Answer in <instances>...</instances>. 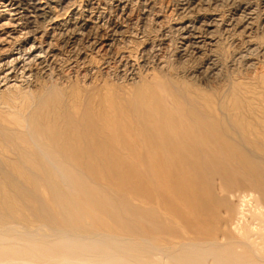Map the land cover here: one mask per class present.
Here are the masks:
<instances>
[{
    "label": "bare ground",
    "instance_id": "1",
    "mask_svg": "<svg viewBox=\"0 0 264 264\" xmlns=\"http://www.w3.org/2000/svg\"><path fill=\"white\" fill-rule=\"evenodd\" d=\"M122 1L124 2V0ZM201 1L203 2V0ZM237 1L228 0L232 3L231 5L238 3ZM247 1L249 0L246 2L241 0L242 5L237 4L238 6H236L240 10L250 9ZM50 2L48 5L47 2L46 4L42 1L39 2V0H0V75L3 76V82H5L4 85H7V89L18 88L19 90L17 85L22 82L21 76V78L28 80L37 70H40L39 62L38 65H33V62H41L45 59L44 54L53 51L52 44L44 41L43 43L39 41L41 43L39 44L36 36L31 35V30L41 20L53 21L54 29L58 32L55 33L60 34V36L69 33L72 28L75 29L73 31L76 32L73 34L76 36L79 32L84 31L85 33L88 30L92 33L93 29L96 28L97 31L99 27L94 20H100V16L92 15L90 9V13L87 11L89 15H86L85 19L81 16V18L83 17L81 23L72 22L70 19L69 22L72 23L68 24L60 13L59 15L54 13L55 8L50 6ZM88 2L91 3L89 0ZM53 3L56 4L57 2ZM73 3L74 6L77 5L75 2ZM188 3L187 7L189 6ZM243 3L246 4L245 9H243ZM17 4L20 5L17 6ZM85 5L86 3L84 7ZM252 5L254 6V3ZM192 6L197 8L199 5L194 1ZM96 7L100 8L101 6L96 5ZM184 8L183 11L186 10ZM221 9L217 10V13ZM196 10L192 11L198 12L196 13L198 16V14H204L207 9H204V13H200L202 8L200 11L199 9ZM207 11L208 14L214 12ZM253 11L255 10L253 9ZM100 12L102 13V11ZM65 13L67 14V11ZM8 14L12 18L8 23H3L2 19ZM248 14L250 13L245 15ZM220 15L223 18V14ZM259 15L260 13L256 15V19L257 16L260 17ZM184 16H187L186 13ZM184 16L180 15L181 19ZM191 16L193 17V15ZM241 16L244 17L243 14ZM248 17H246L247 23L242 24L245 31L249 29L251 24L250 22L248 24ZM190 18L185 17V20H192ZM181 19L179 18L180 21L183 20ZM239 19L241 22L245 18H237L238 21ZM22 22H25L24 28L22 27L23 32L18 29ZM105 22L106 20L103 24ZM193 23L195 22L193 21ZM10 24H13V28H8ZM189 24V22L180 24L183 26L181 29H186L185 34L188 35L184 38L186 42L196 50L202 43H206L211 51L217 50L216 41L214 42L212 39L213 36L211 38L205 37L202 40L201 33L193 32V29L188 30ZM218 24L217 20H213L207 25L206 33L208 36L212 34L213 29ZM102 25L100 24V26ZM180 26L178 25V28ZM168 29L170 30V28ZM201 29L203 28L198 29L199 32L203 31ZM99 31L101 30L99 29ZM183 31L182 29L180 32L183 33ZM230 31L231 34L233 30ZM260 31L262 32V30ZM263 32L260 36L264 35ZM55 33L48 36L50 41L54 40ZM172 33L170 34L173 35ZM110 34L113 39L118 37V34L116 35L112 31ZM90 35H86L87 38H91L92 35ZM169 35H167L168 38ZM250 35L252 34L250 33ZM63 37L66 38V36ZM172 37L174 35L170 38L172 39ZM177 37H175L177 40L174 39L176 43L180 38L179 35ZM111 38H104L103 43L100 44L110 48L109 43L113 41ZM245 38L250 39V41L247 40L249 43L246 42L252 47L254 39L251 36ZM20 40L23 42L18 44ZM218 40L221 41L220 38ZM237 41L239 42V40ZM261 41L262 43H260L264 47V37ZM221 42L223 44L225 41L222 40ZM67 43L66 45H68ZM92 43L89 45L93 47L95 42ZM243 44H230L231 46L229 45L228 48L225 44L226 46H223L226 49L223 46L218 47L219 52H221L220 57L226 58L224 56L230 48L235 50L230 49L231 54L235 52L240 55L242 51H238L240 45ZM166 45H163L164 47L161 49L165 48ZM260 45L258 46L260 47ZM258 46L256 45V47ZM45 47H47V51L44 50ZM122 47L128 49L129 45ZM154 48L149 49H152V52L157 51V47L155 51ZM117 49L119 48H116L115 51H118ZM126 49L125 51H127ZM110 50H106L107 54ZM147 50L145 51L147 52ZM165 50L167 51V49ZM257 51L254 53L256 54ZM148 52L147 57H149ZM159 52L161 53V51ZM194 52L193 54H195ZM202 52L200 56L204 54ZM262 53L264 54V52ZM138 54L134 53L136 58ZM190 54L192 53L189 52V56ZM157 55L159 54L157 53ZM181 55L183 56V53ZM182 56L180 57L182 58ZM200 56H198L199 59H201ZM110 57L112 58V56ZM123 57L120 56V58ZM211 57L210 60L213 59ZM215 57L218 56L215 55ZM143 58L145 57L143 56ZM150 58L148 59L150 60ZM228 58L225 60H230ZM254 58L256 59L257 56ZM236 59H240L239 56ZM241 59L239 61L244 58ZM160 60L161 63L155 62V64L164 66L167 63L164 64L163 60ZM122 61H125L129 68L136 67V60H133L130 53H126L125 59ZM258 61L260 62V58ZM226 62L228 61L224 63ZM49 63L51 64V62ZM183 63L186 62L183 61ZM237 65L236 68L234 67L235 69L239 67ZM258 65L259 63L256 70ZM262 65L264 66V64ZM37 66L38 69L35 68ZM183 66L185 67V65ZM241 67L242 65L238 73H241ZM249 67L247 68L250 72ZM252 67L254 68V66ZM247 68L243 69L246 70ZM253 68H251L252 72L255 70ZM175 69L177 70L176 67ZM195 69L197 68L195 67ZM224 69L226 70V67ZM245 70L243 76L249 77V72L247 76ZM256 70L254 72L261 71L259 68ZM209 71L206 72L211 73L212 68ZM203 72L198 70L191 78L194 77L197 80L203 76ZM136 73L139 74V72ZM232 73L234 72L232 71ZM262 73L255 80H251V76V81L245 80L242 75L243 81H236L235 79L232 81L230 80L231 77L228 76L231 73L227 76L224 73V81L221 78L223 87L219 86L220 88L215 85V88L213 86L203 88L193 81L194 78L193 80L189 78L188 74V76H179L174 73V75H162V73L161 75L147 76V79L145 77L139 84L128 89H120L106 83L103 87L92 90L74 86L69 91L52 86L43 88L36 95H32V98H24L25 103H22L23 106L22 104L21 106L25 109L19 108V110L22 109L21 113L18 111V114L15 111L16 115H0V264H164L165 261L178 264H264V139H262L264 133L260 130H264V71ZM179 74H183V72ZM257 74L258 72L255 75L257 76ZM18 75L19 77H17ZM209 76L207 75V77ZM213 77L212 79H214ZM253 77H255L254 74ZM206 78L203 79L209 85L213 80L208 82L209 80L207 81ZM200 79L203 81L202 78ZM221 79L219 80L221 81ZM199 80L198 82L201 83L202 81ZM12 102L14 103L13 100ZM13 103L10 102L9 104ZM15 107L14 105L13 108L16 109ZM8 109L10 108L8 107ZM19 129H26V131L21 132ZM252 136H257L259 139L252 141ZM215 176L219 178H215ZM215 179L221 185H229L231 182H235L239 188L236 195L239 196L240 200H249L250 202L247 203H254L253 211L249 212L250 216L252 215L253 224L247 223L246 213L242 208L239 211L233 210L231 212L233 217L229 219L222 220L218 217L220 218L218 223L222 226L217 227V225L212 230L203 228L205 219L209 217L208 213L212 212L210 208H213V205L211 204L216 201ZM183 182L187 183L190 188L180 189L178 183ZM212 213L209 215H213ZM217 216L215 214L216 218ZM186 228L188 229L187 234L190 233V230V234L193 235L192 232H194L196 237H184ZM167 237L172 240L167 239ZM174 238L181 240L180 242L175 241L176 239L173 241Z\"/></svg>",
    "mask_w": 264,
    "mask_h": 264
},
{
    "label": "rangeland",
    "instance_id": "2",
    "mask_svg": "<svg viewBox=\"0 0 264 264\" xmlns=\"http://www.w3.org/2000/svg\"><path fill=\"white\" fill-rule=\"evenodd\" d=\"M44 2V3H48V5H49V0H39V2ZM51 1H53V2H57L56 4L55 3H53V2H50V6L52 7H54L55 9V11H54V13L56 12V13H58V15H59V13H60V15L61 16H63V18L65 19V22H67L68 24H70V23H72V22H79V23H81L82 22V20H83V17H84V19L86 18V15L88 16L89 15V13H90V10H91V14L93 15H96V16H100V20L98 19V20H94L95 21V23H97L96 25H98L99 27L97 28V31L95 30V29H93V31H92V33H90L91 31H86L85 33H84V31L83 32H79L76 36L74 35L75 34V32L76 31H73V30H75V29H73L72 28V30H68L69 31V33H65L64 35L63 34H61V36H60V34L59 35H57L56 33H58L54 28H55V26H54V22L53 21H51V20H41L37 25H36V27L38 28V29H40V31H37L38 29L36 28V27H34L33 28V30H31L32 31V33H31V35L33 36H36V38H37V42L39 43V44H41V43H43V41L44 42H48V43H50V45L52 44V52L51 53H47V54H44L43 55V57H45V59H43L41 62L40 61H34L33 62V65H38V62H39V64L40 65H38L39 66V69L41 70H37L35 73H34V75L33 76H31V77H29L28 78V80L27 79H23V78H21L20 77V79L22 80V82H21V80L18 78V80H19V82H21V83H19L17 86L19 87V90H18V88L17 89H7V85H4L5 84V82H3L4 81V79H3V76L2 75H0V115H2V116H10V115H16L17 113H18V111L20 112H22V109L21 110H19V108H23V109H25L24 107H22L23 106V104L25 103L24 101V98H26V97H33L32 95H36L37 93H39L43 88H46V87H59L61 90L63 89V90H69L70 91V89L71 88H74V86L76 87V86H78V87H80V88H82V89H85V90H92V89H95V88H101V87H103L104 85H106V84H108V85H112V86H114V87H117V88H120V89H128V88H130V87H132V86H135V85H137V84H139L140 82H141V80H143L145 77V79H147V76H153L154 74H162V75H168V74H175V75H179V76H181V75H184V76H188L189 78H191V76L192 75H194L198 70H202V72H203V70H204V72H203V76L202 77H199V78H197V80L194 78V77H192L191 79L193 80V78H194V82L195 83H197V85L199 84V86L200 87H203V88H208L209 86H213L214 88H215V86H218V88H220L219 86H221V87H223V82H222V79L221 78H223V81H224V78H225V75H223L224 73L226 74V76H227V74H229V73H231L230 75H232V76H230V75H228L229 76V78H230V80H232V79H235L236 81H239V80H244L243 78L245 77V76H243V74H244V70L245 69H243V68H247L248 66H250L249 68H250V72L248 71L249 69L247 68L246 70H245V74L247 75V73L249 72V77H245V80H248V81H251L252 79L253 80H255L257 77H259L260 75H262L263 73V71H264V66L262 65V64H264V54L262 53V52H264V47L262 46V41H261V39L264 37V35L263 36H260L261 34H262V32H263V30H264V0H249V1H247V5H248V3H249V5H248V7H250V9L248 8V9H245V5L246 4H244V6H243V9H245V10H240L237 6L240 4V5H242V2H246V0H242V2H241V0L239 1H237L238 3H236V4H234L235 5V7H234V5H231L232 3L231 2H228V0H226V2L228 3V4H230V5H228L226 2H225V0H213V1H215V2H213L212 0H203V2L201 1V0H128V2H126L127 0H124V2L122 1V0H89L91 3H89L88 2V0H51ZM95 1V2H94ZM179 1V2H178ZM194 1H196L197 3H198V5L199 6H197V8H195V6L193 7L192 5L194 4ZM202 3H201V2ZM205 1V2H204ZM223 1V2H222ZM256 1V2H255ZM259 1H261V3H259ZM69 2V3H68ZM71 2H72V4H71ZM73 2H75V4H77V5H79V6H74V3ZM78 2V3H77ZM101 2V3H100ZM120 4H119V3ZM121 2H123V3H121ZM131 2V3H130ZM178 2V3H177ZM183 2V3H182ZM188 2H190V3H188ZM241 2V3H240ZM46 3V4H47ZM86 3V5H85V7H84V4ZM96 3H98V4H96ZM126 3V5H124ZM185 3H186V5H185ZM187 3H188V7H187ZM207 3H208V5H207ZM217 3V4H216ZM224 3H225V5H224ZM254 3V6L252 5ZM256 3V4H255ZM65 4H67V5H65ZM81 4V5H80ZM91 6H90V5ZM227 4V5H226ZM238 4V5H237ZM259 4V6H256V5H258ZM18 5H20V4H17V6ZM60 5H61V7H60ZM96 5H98V6H101L100 8L99 7H96ZM129 5V6H128ZM183 5V6H182ZM185 5V6H184ZM202 5V6H201ZM207 5V6H206ZM219 5H220V8H219ZM223 5V6H222ZM237 5V6H236ZM64 6V7H63ZM71 6V8H73V9H69V7ZM104 6V7H103ZM118 6V7H117ZM124 6V7H123ZM127 6V7H126ZM256 6V7H255ZM1 7V6H0ZM82 8V9H79V8ZM90 7V8H89ZM96 7V8H95ZM117 7V8H116ZM120 7H123L122 9L120 8ZM126 7V8H125ZM181 7H185L184 9H186L187 10V12H186V10L185 11H183V8H181ZM187 7V8H186ZM193 7V8H192ZM204 7V8H203ZM205 7H207V8H205ZM215 9H214V8ZM224 9H223V8ZM234 7V8H233ZM237 7V8H236ZM259 7V8H258ZM56 8H58L57 9V11H56ZM76 8H77V10H76ZM85 8V9H84ZM201 8L203 9L200 13H204V9H207V10H209V11H214L213 12V14L211 13V12H209V11H207V10H205V13L204 14H198V16H196L197 14L196 13H198V12H194V11H192V10H195V11H197L196 9H199V11L201 10ZM213 8V9H212ZM222 8V9H221ZM256 8V9H255ZM64 9H69V10H66L67 11V14L65 13L66 11L64 10ZM90 9V10H89ZM101 9H103V10H101ZM124 9V10H123ZM191 9V10H190ZM219 9H221V11H218V13H217V10H219ZM234 9V10H233ZM238 9V10H237ZM253 9L256 11V10H258V11H253ZM263 9V10H262ZM81 10V11H80ZM84 10H85V12H84ZM96 11V12H94V11ZM121 10V11H120ZM215 10H216V12H215ZM226 10H227V12H226ZM65 11V12H64ZM89 13H88V12ZM100 11H102V13L100 12ZM106 11V12H105ZM124 13H123V12ZM129 11V12H128ZM180 11V12H179ZM183 11V12H182ZM206 11L207 12H209L210 14H208V13H206ZM241 11H243V12H241ZM251 11V12H250ZM260 11V12H259ZM70 12V13H69ZM75 12H76V14H75ZM186 13V15L187 16H184L185 15V13ZM244 12H245V14H247V13H250V14H248L249 15V17H248V15H245L244 14ZM252 12H253V14H252ZM81 15H80V14ZM223 14V18H222V15H220V14ZM235 13V14H234ZM256 13H260V17L258 18V16H257V19H256V15H258V14H256ZM65 15V17H64V15ZM71 14V15H70ZM79 14V15H78ZM90 14V15H91ZM101 14V15H100ZM128 14V15H127ZM182 15V16H184L182 19H181V17H180V15ZM184 14V15H183ZM195 14V15H194ZM244 15V17L243 16H241V15ZM68 15V16H67ZM75 15V16H74ZM76 15H78V16H76ZM85 15V16H84ZM179 15V16H178ZM191 15H193V17L191 16ZM201 15H205L204 16V18H203V16H201ZM207 15V16H206ZM209 15V16H208ZM224 15H225V17H224ZM70 16V17H69ZM72 16H74V17H72ZM81 16H83L82 18H81ZM105 16V17H104ZM217 16V17H216ZM229 16V17H228ZM240 16V17H239ZM251 16V17H250ZM76 17H78L77 19H76ZM80 17V18H79ZM185 17L186 18H188L189 19V17H191L190 19H192L195 23H193V21L192 20H185ZM213 17H214V19H213ZM219 17V18H218ZM233 17H236V18H233ZM246 17H248V24H250L249 26V29H247V31H245L243 28H242V24H245V22L247 23V21H246ZM261 17H262V19H261ZM12 18V17H11ZM10 18V15L8 14L7 16H5L3 19H2V21H3V23H8L9 22V20L11 19ZM104 18V19H103ZM179 18L182 20V21H180L179 20ZM197 18V19H196ZM200 18V19H199ZM222 19V21H219V20H221ZM237 18H245V19H242L241 20V22H240V19H239V21L237 20ZM72 20V22H69V21H71ZM79 19V20H78ZM81 19V20H80ZM178 19V20H177ZM195 19V20H194ZM225 19V20H224ZM236 20V22H234L235 20ZM252 21H251V20ZM253 19H256V20H254L253 21ZM106 20V22L103 24V22ZM209 20V21H208ZM213 20H217L218 21V25H219V27H220V29H219V27H218V25H217V27H215L216 28V30H215V28L213 29V32H212V34L210 35V36H208L207 35V33H206V27H207V25L211 22V21H213ZM250 20V21H249ZM46 21V22H45ZM48 21V22H47ZM97 21V22H96ZM176 21H177V23H176ZM205 21V22H204ZM224 21V22H223ZM233 21V22H232ZM240 22V24H238V22ZM258 21V22H257ZM184 22H189L190 24H189V26H190V28L188 29V30H192L193 32H197V33H201L200 34V36L203 38L202 40H204V38L205 37H210L211 38V36H213L212 37V39H213V41L216 43V49L217 50H210V48H209V46L205 43H202L201 45H200V47L201 46H206V47H204V49H203V47L200 49V47H199V49H194V47L191 45V44H189L188 42H186L185 41V36H188L187 34H185V32H186V29L185 28H182L184 31H183V33L182 32H180L182 29H181V27H183V26H180V24H183ZM208 24H207V23ZM230 22V23H229ZM243 22V23H242ZM250 22V23H249ZM257 22V24H255ZM11 23V22H10ZM40 23H42L41 25H40ZM50 23V24H49ZM107 23V24H106ZM192 23V24H191ZM203 24V26H200L201 24ZM220 23H221V25L223 24H225L224 26H225V28H224V26L222 25V27H223V29H222V27H221V25H220ZM260 23H262L261 25H260ZM100 24L102 25V26H100ZM145 24V25H144ZM174 24V25H173ZM252 24H254L253 26H252ZM40 25V26H39ZM46 25V26H45ZM49 25H50V27H49ZM116 25V26H115ZM119 25V26H118ZM124 25V26H123ZM163 25V26H162ZM168 25H170V26H168ZM178 25L180 26L179 28H178ZM228 25H230V26H228ZM258 27L259 26V28H257L256 26ZM10 26H12V27H10ZM24 26H25V22H22L21 23V29L20 28H18L20 31H22L23 32V28H24ZM39 26V27H38ZM43 26V27H42ZM52 26V27H51ZM72 26V25H71ZM70 26V27H71ZM105 26H108V28H105ZM177 26V27H176ZM195 26V27H194ZM198 26V27H197ZM23 27V28H22ZM69 27V28H70ZM163 27V28H162ZM173 29H172V28ZM203 28V29H201V30H203V31H201V32H199L200 30H198V29H200V28ZM231 27V28H230ZM8 28H13V24H10L9 25V27ZM52 28V29H51ZM103 28V29H102ZM112 28V29H111ZM167 28V29H166ZM168 28H170V30L168 29ZM233 28V29H232ZM257 28V29H256ZM48 29H51V30H48ZM99 29L102 31H99ZM111 29V30H110ZM115 29H116V32H115ZM118 29V30H117ZM54 32H53V31ZM95 30V31H94ZM108 30H110V32H107ZM120 30H121V32H123V33H121L120 32ZM123 30V31H122ZM170 32H169V31ZM172 30V31H171ZM173 30H175V31H173ZM179 32H178V31ZM195 30V31H194ZM197 30V31H196ZM218 30V31H217ZM231 30V31H230ZM232 30H233V32H232ZM241 30V31H240ZM260 30H262V32L260 31ZM38 33H37V32ZM45 31V32H44ZM72 31V32H71ZM111 31L112 32H114L118 37H114V39H116V40H114L113 38H111ZM225 31V33H223ZM229 31L230 32H232L233 33V36H232V33L230 34L229 33ZM235 31V32H234ZM255 31H258V32H256L255 33ZM36 32V33H35ZM55 33L56 34V36L54 37V40H49V37L48 36H50L52 33ZM98 33L99 32V34H96L95 35V33ZM102 34H101V33ZM106 32V33H105ZM171 32H173L172 34L174 35V37H172V39L170 38L171 36H173V35H171L170 33ZM215 32V33H214ZM218 32H219V34H218ZM245 33L244 35H242L243 33ZM253 32V33H252ZM44 33H45V35H44ZM74 33V34H73ZM93 33H94V35L95 36H97V37H95L94 35H93ZM166 33V34H165ZM179 33V34H178ZM205 33V34H204ZM237 33V34H236ZM250 33L252 34V35H250ZM258 33V34H257ZM37 34V35H36ZM68 34H70V35H68ZM84 34V35H83ZM90 35L91 36V38L90 37H88L87 38V36L86 35ZM101 34V35H100ZM104 34V35H103ZM109 34V35H108ZM126 36H125V35ZM170 34V35H169ZM179 35V39H178V41H177V43H176V38H178L177 36ZM181 34V35H180ZM215 34H218V35H215ZM249 34V35H248ZM263 34H264V32H263ZM20 35V34H19ZM45 37H44V36ZM66 36V38L64 39V37L63 36ZM70 36V37H72L73 35L75 36H73L72 38H70V37H68V36ZM72 35V36H71ZM83 35V37H81ZM99 35V36H98ZM127 35H129V36H127ZM145 35H147V36H145ZM161 35H163V36H161ZM164 35H166V36H164ZM167 35H169V38L171 39H169L168 38V36ZM204 35V36H203ZM207 35V36H206ZM224 37H223V36ZM226 35V36H225ZM228 35V36H227ZM242 35V36H241ZM254 35H256V36H254ZM259 35V36H258ZM21 36V35H20ZM59 36V37H58ZM85 36V37H84ZM131 36H132V38H131ZM160 36V37H159ZM220 38V40L222 41H225L223 44H222V42L220 43L219 42V40L217 41V39H219L218 37ZM232 36V37H231ZM237 36V37H236ZM247 37V36H251L254 40H253V46L251 47V44H248L249 42L248 41H250V39H248V38H245L244 39V37ZM258 36V37H257ZM22 37V36H21ZM41 39H40V38ZM44 37V38H43ZM56 37H57V39H56ZM81 37V38H80ZM94 37V38H93ZM101 37V38H100ZM111 38L113 41L111 42V43H109V45L111 46L110 48L109 47H104V45H102V44H100V43H103V40H104V38ZM120 37H121V40H120ZM124 37V38H123ZM146 37V38H145ZM164 38V40H162L163 38ZM166 37V38H165ZM176 37V38H175ZM217 37V38H216ZM223 37V38H222ZM235 37V38H234ZM255 37H256V39H255ZM261 37V38H260ZM62 38V39H61ZM84 40H83V39ZM123 38V39H122ZM151 38V39H150ZM158 40H157V39ZM161 38V39H160ZM181 38H182V40H181ZM225 38V39H224ZM227 38V39H226ZM231 38V39H230ZM237 38V39H236ZM257 38H260V39H258V40H260V41H258L257 40ZM55 39H56V41H55ZM60 39V40H59ZM69 39H70V41H69ZM80 39H82V40H80ZM98 39V40H97ZM100 39H102L100 42H99V40ZM131 39V40H130ZM152 41H150V40ZM174 39H176V40H174ZM22 40V39H21ZM21 40L18 42V44L19 43H22L21 42ZM65 40H67V41H65ZM97 40V41H96ZM130 40V41H129ZM144 40V41H143ZM170 40V41H169ZM230 40V41H229ZM233 40H235L234 42H233ZM236 40H239V42L237 43L236 42ZM248 40V41H247ZM41 43H40V42ZM50 41V42H49ZM57 41H59L58 42V44H57ZM62 41V42H61ZM84 41H88V42H84ZM118 42V43H113V42ZM122 41V42H121ZM126 41H127V44H126ZM147 41V42H146ZM165 41V42H164ZM169 41V42H168ZM183 41V42H182ZM227 41V42H226ZM240 41H243V42H241L243 45L241 46L240 45V49H239V51L238 52H241L240 53V55L237 53H232L231 54V52L232 51H235L233 48H230L232 51H230V49L228 50L229 51V54H228V51H227V53H226V55L229 57H227L226 55L224 56V57H226V58H228V59H230V60H225L226 58H224V59H222L221 57H220V54H221V52H219L220 51V47H222L223 45L224 46H226L227 45V47L226 48H228L229 47V45L231 44V45H235V44H241L240 43ZM248 43H247V42ZM55 42H56V44H55ZM67 42H69V43H67ZM81 42V43H80ZM92 42H95L94 43V46L92 47L91 45H89V44H91ZM163 44V45H168V47H167V45H166V47L165 48H162L161 49V47H164L161 43ZM179 42V43H178ZM203 42V41H202ZM219 42V43H218ZM232 42V43H231ZM257 42H258V44H257ZM261 42V43H260ZM47 43V44H48ZM55 44V46L57 45V47H55L54 46V44ZM66 43L68 44V45H66ZM88 43V44H87ZM123 43V44H122ZM150 43V44H149ZM155 43V44H154ZM261 45H260V44ZM65 44V45H64ZM79 44V45H78ZM82 44V45H81ZM93 44V43H92ZM142 44V45H141ZM143 44H144V46H143ZM149 44V45H148ZM160 44V45H159ZM173 44V45H172ZM181 44H183V45H181ZM188 46H187V45ZM220 44H222V45H220ZM226 44V45H225ZM43 45V44H42ZM73 45V46H72ZM89 45V46H88ZM102 45V46H101ZM118 45V46H117ZM129 45V47H128V49H126L127 47H122L121 48V46H128ZM150 45H151V47H150ZM154 45V46H153ZM175 45V46H174ZM179 45V46H178ZM218 45H220V46H218ZM230 45V46H231ZM248 45V46H247ZM256 45L258 46V45H260V47L258 46V47H256ZM19 46V45H18ZM44 46V45H43ZM65 46V47H64ZM75 46V47H74ZM86 46V47H85ZM96 46V47H95ZM98 46V47H97ZM116 46V48H119V49H117L118 51H115L116 50V48H114ZM153 46V47H152ZM177 46V47H176ZM187 46V47H186ZM223 46V47H224ZM59 47V48H58ZM63 47V48H62ZM68 47V48H67ZM71 47V48H70ZM89 47V48H88ZM91 47H92V49H91ZM155 47V48H154ZM156 47H157V51H155L156 50ZM171 47V48H170ZM176 47V48H175ZM219 47V48H218ZM241 47H243V48H241ZM256 47V48H255ZM263 47V48H262ZM4 49H5V47H3ZM8 48V47H7ZM16 48V47H15ZM47 47H45L44 48V50L45 51H47V49H46ZM57 48V49H56ZM74 50H73V49ZM98 48H100L99 50H98ZM105 48V49H104ZM107 48V49H106ZM144 48V49H143ZM149 48H154V51L155 52H152ZM161 50H160V49ZM184 48H186V49H184ZM189 48V50L187 51V49ZM190 48H192V49H190ZM207 48V49H206ZM225 47H224V49H226ZM248 48V49H247ZM56 49V50H55ZM94 49V50H93ZM103 49V50H102ZM111 49V50H110ZM113 49V50H112ZM121 49V50H120ZM122 49H124V50H122ZM125 49L128 51H125ZM130 49V50H129ZM134 49V50H133ZM147 49H149V50H147ZM164 49H167V51L165 50L164 51ZM175 49V50H174ZM179 49V50H178ZM206 49V50H205ZM244 49V50H243ZM263 49V50H262ZM70 50V51H69ZM90 50H92V51H90ZM96 50H98L100 53H104L103 54V56H102V54H98V51H96ZM108 50H110L109 52H108V54H107V51ZM139 50H141V51H143V52H141V51H139ZM145 50H147V52H148V56L149 57H147V52L145 51ZM181 50V51H180ZM186 51V52H184V51ZM241 50V51H240ZM246 50V51H245ZM252 50V51H251ZM257 50H259V51H257ZM58 51V52H57ZM125 51V52H124ZM159 51H161V53L159 52ZM194 51H196V52H194ZM203 51V52H202ZM216 52L217 54H215L214 52ZM244 51V52H243ZM248 51V52H247ZM253 53H251V52ZM255 51H257V53L255 54L254 52ZM64 52V53H63ZM83 52V53H82ZM92 52V53H91ZM97 52V53H96ZM106 52V53H105ZM138 52H139V54L141 55H139L138 54ZM144 52L146 53L145 55H144ZM152 52V53H151ZM179 52V53H178ZM189 52L190 53H192L193 54V52L195 53V54H193V56H192V54H190V56H189ZM198 52V53H197ZM201 52H202V54L203 55H201V56H205L206 57V59H205V57H201L200 56V54H201ZM237 52V51H236ZM247 52V53H246ZM251 54H250V53ZM259 52V53H258ZM53 53V54H52ZM57 53V54H56ZM68 53V54H67ZM96 53V54H95ZM114 53V54H113ZM126 53H130L131 55H132V58H133V60H136V67H133V68H129L128 66H126L127 64H126V62L125 61H122L123 59H125V56H126ZM133 53V54H132ZM134 53H136V55L138 54V56H137V58H136V55H134ZM157 53L160 55H157ZM163 53V54H162ZM181 53H183V56L181 55ZM186 53V54H185ZM212 53H214L216 56H218V57H215V55L214 54H211ZM248 53H249V55H248ZM63 54V55H62ZM77 54V55H76ZM86 54V56L84 57V55ZM106 54V55H105ZM111 54V55H110ZM119 54V55H118ZM150 54V55H149ZM174 54V55H173ZM207 54V55H206ZM219 54V55H218ZM243 54V55H242ZM245 54V55H244ZM262 54H263V57H262ZM53 55V56H52ZM76 55V56H75ZM105 55V56H104ZM108 55H110V56H112V58L110 57V56H108ZM123 55H124V57H123ZM145 57V58H143V56ZM152 55V56H151ZM162 55H163V57H162ZM182 56V58L180 57V56ZM188 55V56H187ZM212 57H211V56ZM234 55V56H233ZM239 56V58L244 62H242V61H239L240 59H236V58H238V56ZM242 55V56H241ZM252 55V56H251ZM257 56V58L255 59L254 57H256ZM258 55H260L261 57H262V59H263V61H262V59H261V57L260 56H258ZM69 56H71V57H69ZM89 56H91V57H89ZM94 56H96V57H94ZM101 56V57H100ZM107 56V57H106ZM119 56V57H118ZM120 56H122L123 58H120ZM159 56V57H158ZM196 56V57H195ZM198 56H200V58L201 59H199V57ZM211 57V59L212 60H210V57ZM232 56H233V58H232ZM244 56V57H243ZM247 58H246V57ZM250 56H251V58H250ZM56 57V58H55ZM84 57V58H83ZM89 57V58H88ZM94 57V58H93ZM147 57V58H146ZM151 57V58H150ZM188 57H190L189 59H188ZM195 57V58H194ZM236 57V58H235ZM253 57V58H252ZM260 58V62L262 63H260L258 60H259V58ZM49 58V59H48ZM53 58H55L54 59V61H53ZM66 60H65V59ZM88 58V59H87ZM91 58V59H90ZM105 58V59H104ZM108 58H109V60H111V61H109L108 60ZM117 58V59H116ZM139 58V59H138ZM142 58V59H141ZM148 58H150V60L148 59ZM156 58V59H155ZM185 58H187V59H185ZM191 58H194V59H192L191 60ZM197 58V59H196ZM217 58V59H216ZM234 58H235V60H234ZM47 59V60H46ZM85 59V60H84ZM103 61H102V60ZM114 59V60H113ZM120 59H121V61H120ZM147 59V60H146ZM160 59H162L163 61L162 62H164V64H165V62H167L164 66L162 65V68L160 67L161 65L160 64H155V62L156 63H161V60ZM197 61H196V60ZM203 60V61H200L199 62V60ZM205 59V60H204ZM218 59H221V60H218ZM232 59H233V61H232ZM251 59H254L253 61L251 60ZM258 59V60H257ZM45 60V61H44ZM53 62H52V61ZM75 60V61H74ZM82 60H83V62H82ZM105 60H106V62H105ZM117 60V61H116ZM142 60V61H141ZM145 60H146V62H145ZM156 60V61H155ZM159 60V61H158ZM165 60V61H164ZM180 60H181V62H180ZM184 62H186V63H183V61ZM186 60V61H185ZM190 60V61H189ZM245 60V61H244ZM250 60V61H249ZM258 62H257V61ZM44 61V62H43ZM81 61V62H80ZM144 61V62H143ZM149 61V63H147ZM158 61V62H157ZM187 61H189V62H187ZM205 61H207V62H205ZM209 61V62H208ZM220 61H221V64H220ZM225 61H228V62H226V63H224ZM237 61H239V62H237ZM257 63H256V62ZM49 62H51V64L49 63ZM55 62V63H54ZM62 62V63H61ZM109 62H111V63H109ZM143 62V63H142ZM151 62V63H150ZM193 64H197V66H195V65H193ZM205 62V63H204ZM215 64H214V63ZM241 62V63H240ZM248 62H249V64H248ZM35 63H37V64H35ZM42 63V64H41ZM52 63H54V64H52ZM83 63V64H82ZM86 63V64H85ZM90 63H91V65H90ZM104 63H108L107 65L105 64V66L103 67V64ZM120 63V64H119ZM185 65V67L188 69H186L183 65ZM190 63V64H189ZM201 63H203V64H201ZM209 63V64H208ZM234 65V64H236L237 65V63H239V65H237V69H235L236 67V65H232V64ZM253 63V64H252ZM256 63V64H255ZM259 63V65H258V67H257V70H258V68L261 70V71H257L256 70V66H257V64ZM44 64H45V66H44ZM56 64V65H55ZM72 64H74L73 66H72ZM93 64V65H92ZM110 64V65H109ZM137 64H139V65H137ZM142 64V65H141ZM147 64H148V66H147ZM187 64H189V65H187ZM192 64V65H191ZM199 64V65H198ZM201 64V65H200ZM212 64V65H211ZM224 64H226V65H224ZM227 64H229L228 66H227ZM242 65V71H241V73H238V72H240V66ZM244 64V65H243ZM247 64V65H246ZM254 66V68L251 66ZM255 64V65H254ZM51 65V66H50ZM88 65H89V67H88ZM99 65V66H98ZM102 65V66H101ZM109 65V66H108ZM160 65V66H159ZM167 65V66H166ZM215 67H214V66ZM221 65V66H220ZM246 65V66H245ZM38 66L37 67H35V68H37L38 69ZM43 66V67H42ZM50 66V67H49ZM72 66V67H71ZM82 66V67H81ZM90 66H93V67H91L90 68ZM120 66V67H119ZM181 66V67H180ZM191 68H189V67ZM207 66V67H206ZM212 66V67H211ZM218 66V67H217ZM220 66V67H219ZM226 67V70L224 69L225 67ZM245 66V67H244ZM259 66H262L261 68L259 67ZM41 67V68H40ZM104 69H102V68ZM122 70V72L121 73H119V71H121L119 68ZM139 67H141V68H139ZM146 69H145V68ZM149 68V72H148V68ZM175 67L177 68V70L178 69H180L179 71H177L176 69H175ZM183 67V69H184V71H183V69H181ZM195 67L197 68V69H195ZM202 67V68H201ZM231 67V68H230ZM235 67V68H234ZM45 68V69H44ZM47 68H49V69H47ZM82 68H84V69H82ZM86 68V69H85ZM87 68H89L88 70H87ZM96 68V69H95ZM106 68H108V69H106ZM126 68V69H125ZM144 68V69H143ZM151 68V69H150ZM172 68V69H171ZM173 68H174V70H173ZM212 68V70L214 71H211V73H207L206 71H208V72H210L209 70ZM214 68H216V70H214ZM219 70H218V69ZM233 68V69H232ZM251 68H253V69H255L257 72H258V74H257V76L255 75L257 72H254L255 70H253V72H252V70H251ZM49 71H47V70ZM99 69V70H98ZM106 69V70H105ZM140 69V70H139ZM143 71H142V70ZM162 69V70H161ZM189 69H190V71H189ZM209 69V70H208ZM221 69H223L222 71H224V72H222V71H220ZM229 69V71H227ZM87 72H86V71ZM95 70V71H94ZM100 70H102V71H100ZM128 70V71H127ZM135 70H137V71H134ZM182 70V71H181ZM188 72H187V71ZM192 70V71H191ZM231 70V71H230ZM235 70H237V71H235ZM263 70V71H262ZM89 71V72H88ZM96 71H98V72H96ZM118 71V72H117ZM131 71V72H130ZM169 71H171V72H169ZM196 71V72H195ZM232 71L234 72V73H238V74H240V75H238V74H234V73H232ZM47 72V73H46ZM130 72V73H129ZM136 72H139V74L138 73H136ZM153 72V73H152ZM166 72H167V74H166ZM173 72V73H172ZM178 72V73H177ZM181 72H183V74H179V73H181ZM192 72V73H191ZM218 72V73H217ZM220 72H222V73H220ZM228 72V73H227ZM91 75H90V74ZM127 73V74H126ZM134 73V74H133ZM185 73V74H184ZM191 73V74H190ZM214 73H217V74H214ZM251 73V74H250ZM261 73V74H260ZM123 74V75H122ZM126 74V75H125ZM131 74H132V76H131ZM173 74V75H174ZM188 74V75H187ZM212 74V75H211ZM253 74H254V76L255 77H253ZM122 75V76H121ZM136 77H135V76ZM207 75H210L209 77H207ZM224 77H223V76ZM237 75V76H236ZM241 75L243 76V78L241 77ZM247 75V76H248ZM259 75V76H258ZM214 76V77H213ZM221 76V77H220ZM234 76V77H233ZM251 76H252V78H251ZM17 77H19V75L17 76ZM207 77V78H206ZM212 77L214 78V79H212ZM220 77V78H219ZM236 77V78H235ZM240 77V78H239ZM2 78V79H1ZM102 78V79H101ZM149 78V77H148ZM200 78H206V80L208 81V82H210L211 80H213L211 83H209V85H208V83H205L206 81L203 79V81L200 79ZM209 78V79H208ZM221 79V81L219 80V79ZM239 78V79H238ZM247 78V79H246ZM249 78V79H248ZM250 78H251V80H250ZM201 80L202 82L200 83V82H198V80ZM216 79V80H215ZM238 79V80H237ZM23 80H24V82H23ZM25 80H27V81H25ZM196 80V81H195ZM199 80V81H200ZM219 80V81H218ZM214 81H216V82H214ZM233 81V80H232ZM3 82V83H2ZM203 82H204V84H203ZM218 82V83H217ZM222 82V83H221ZM246 82V81H245ZM102 83V84H101ZM106 83V84H105ZM201 84V85H200ZM207 84V85H206ZM213 84V85H212ZM218 84V85H217ZM22 85V86H21ZM206 85V86H205ZM215 85V86H214ZM99 86V87H98ZM7 89V90H6ZM16 91V92H15ZM27 99V98H26ZM11 100V101H10ZM12 100L14 101V103L12 102ZM7 101H10L11 103H13V104H9V103H7ZM5 103H7V104H5ZM16 103H17V105H16ZM23 103V104H22ZM18 104H19V106H18ZM21 104H22V106H21ZM14 105L16 106L15 108L16 109H14L13 107H14ZM11 106V107H10ZM7 107V108H6ZM8 107L10 108V109H8ZM13 110H12V109ZM18 109V110H17ZM31 110V109H30ZM17 113H16V112ZM32 111V110H31ZM15 112V113H14ZM20 112V113H21ZM6 113H8V114H6ZM19 114V113H18ZM0 123H1V121H0ZM2 124H4L3 122H2ZM1 124V125H2ZM11 127V126H10ZM21 132H25L26 131V129H19ZM260 130H262V133H264V130L263 129H260ZM263 138L262 139H264V135L262 136ZM254 139H259V137H257V136H252V138H251V140L253 141ZM255 141V140H254ZM215 178H219V177H216L215 176ZM214 181H216V183H215V186H216V192H215V194H216V201L214 202V204H211V205H213V208L216 210V212H215V210L211 207L210 208V210L213 212H209V213H212L213 215H209V213H208V218H206L205 219V225H204V227L203 228H206V229H209V230H212V228L213 227H215V226H217V227H219V223H218V220H220V218L223 220V219H229V218H231V217H233V215L231 216V212L233 211V210H236V211H239V210H242V208H243V211L246 213L245 214V219H246V221H247V223L248 224H253V221H252V215L250 216V214H249V212L250 211H253V206H254V203L252 204V203H247V202H250L249 200H246V201H243V200H240V198H239V196L238 195H236V193L238 192L237 191V189H239V188H237L238 187V185H236V183L235 182H231L229 185H221L219 182H218V180L217 179H215ZM184 183V184H183ZM183 183H178V186H179V188L180 189H182V190H186V189H189L190 188V186L187 184V183H185V182H183ZM186 186V187H185ZM234 188V189H233ZM234 191V192H233ZM218 192V193H217ZM243 202H245V203H243ZM247 203V204H246ZM246 204V205H245ZM249 204V205H248ZM243 205H244V207H243ZM252 205V206H251ZM213 209V210H212ZM216 214V216H217V218L215 217V214ZM248 214V215H247ZM218 217H220V218H218ZM250 217V218H249ZM209 219V220H208ZM214 220V221H213ZM215 222V223H214ZM218 223V224H217ZM210 226V227H209ZM220 226H222V225H220ZM187 229V228H186ZM184 232L186 233H184L185 234V236L184 237H196V236H194V235H196V234H194V232H192L193 233V235L192 234H190L191 233V231L189 230V234H187L188 233V229H187V231L186 230H184ZM187 235H189V236H187ZM192 235V236H191ZM207 236V235H206ZM166 237V236H165ZM167 239H170V237L168 238L167 237ZM176 239V240H175ZM170 240H172V239H170ZM177 241V242H180V240L178 239L177 240V238H174L173 239V241ZM164 264H178V263H168V261H165L164 262Z\"/></svg>",
    "mask_w": 264,
    "mask_h": 264
}]
</instances>
